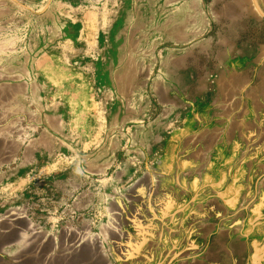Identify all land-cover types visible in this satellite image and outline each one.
I'll return each mask as SVG.
<instances>
[{"label": "rangeland", "instance_id": "rangeland-1", "mask_svg": "<svg viewBox=\"0 0 264 264\" xmlns=\"http://www.w3.org/2000/svg\"><path fill=\"white\" fill-rule=\"evenodd\" d=\"M0 264H264V0H0Z\"/></svg>", "mask_w": 264, "mask_h": 264}, {"label": "crops", "instance_id": "crops-1", "mask_svg": "<svg viewBox=\"0 0 264 264\" xmlns=\"http://www.w3.org/2000/svg\"><path fill=\"white\" fill-rule=\"evenodd\" d=\"M69 31H71V30L69 29ZM70 40H71V41H70L71 43H74V42H73L74 40H72V39H70ZM72 47H73V45H72ZM77 47H78L80 50L82 49L81 46H77ZM81 61H82V59L79 58L78 62H81ZM71 63H74V61H72ZM82 63H83V62H82ZM225 202H226V200L224 201V203H225ZM225 206H226V205H224V207H225Z\"/></svg>", "mask_w": 264, "mask_h": 264}]
</instances>
